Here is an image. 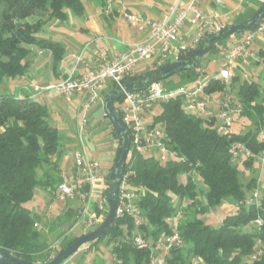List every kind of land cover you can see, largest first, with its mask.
I'll use <instances>...</instances> for the list:
<instances>
[{
  "label": "trees",
  "instance_id": "16d2710c",
  "mask_svg": "<svg viewBox=\"0 0 264 264\" xmlns=\"http://www.w3.org/2000/svg\"><path fill=\"white\" fill-rule=\"evenodd\" d=\"M83 12L82 0H0V85L24 75L34 48L50 51L54 62H59L64 54L63 45L39 34L49 22H64L69 14L80 16ZM203 40L195 48L202 47ZM217 51L216 45L209 50ZM258 57L260 62L255 64H262L264 79V49L258 52ZM179 60L193 64V68L180 72L183 75L180 83L194 80L195 69L201 62L194 60L192 49ZM157 71L129 75L124 83H133L136 90H141L152 82H160ZM144 75H148V80L143 84ZM238 78L232 76L228 83L211 81L204 93L224 94ZM237 97L241 106L239 117L248 119L253 129L218 134L216 117L186 112L183 97L177 95L157 105L160 112L152 123L163 130L167 147L175 158L161 163L131 151L126 160L123 173L131 172L129 181L139 195L137 229L148 240L150 237L153 245L174 232L183 241L181 247L170 251L166 264L184 263V256L191 258L188 264H264V253L250 260L251 253L264 242V227L248 228L257 217L264 219V191L258 203L240 206L216 228L202 218L211 208L229 200L237 205L246 199L248 191L257 187L255 177L243 186L238 164L231 162L228 150L231 144L239 142L254 155L264 154V139L260 138L264 134V83L245 79L238 87ZM48 118V109L39 101L11 93L0 94V251L32 264L47 263L78 238L52 249L53 243L37 228L39 217L26 206L37 189L57 190L60 182L58 159L62 137ZM254 159L241 162L251 167ZM192 175L197 176L205 189L199 193L201 199ZM181 176L186 177L184 183L179 181ZM107 179L108 176L106 189ZM185 201L188 203L182 209L183 216L174 227L171 219ZM107 213V209L102 212L104 218ZM72 218L76 220V210H69L63 221L70 222ZM63 221L60 218L56 225H51V231ZM135 229L131 217L114 218L102 236L90 243V248L105 241L111 246V264H150V252L139 250L131 243Z\"/></svg>",
  "mask_w": 264,
  "mask_h": 264
},
{
  "label": "built area",
  "instance_id": "2783aa9c",
  "mask_svg": "<svg viewBox=\"0 0 264 264\" xmlns=\"http://www.w3.org/2000/svg\"><path fill=\"white\" fill-rule=\"evenodd\" d=\"M188 1L187 7L183 9L178 4L171 5L162 20H152L141 14H125L124 17L129 26L135 27L139 31H146L143 40L110 56L104 50H99L92 57L88 56L86 54L87 46L76 49L71 53L73 60L71 72L62 76L58 82L43 88L46 91H57L66 101H70L75 93L84 95L80 103L78 117V148L73 155L74 171L70 176L65 173L62 174L57 185V195L61 201L81 203L77 210L76 225L96 226L102 221V212L105 210L106 200L102 192L97 193L96 198H94L93 185L98 180H104V177L108 176L109 173L104 174L100 161L88 156L85 152V140L91 135L87 129L91 112L104 105L102 90L106 81H110L114 89L123 93V96L114 105L130 138L128 156L131 151H134L145 157H153L161 163L175 158L167 147L163 130L153 125V122L145 124V119L147 117L154 118V107L168 102L177 95L183 97L186 112L205 118L216 117V132L218 134L231 132L234 121L233 110L227 104L220 103L219 112L213 114L207 107L208 98L205 96L204 89L211 81L228 83L238 66H247L258 60L256 54L250 50V46L257 36L264 34V17L252 32L244 33L239 42L231 45L218 72L205 76L200 73L199 68H196L195 71L198 74L191 81L190 89L183 86L164 89L159 85V82L151 83L133 94L125 88L124 79L132 75L139 66L146 64L149 71H155L169 64L173 58L178 60L190 49L195 48L194 45L199 41L224 28L221 23L215 22L212 17L197 7L198 0ZM211 1L213 3L220 2V0ZM186 21L192 25H200V34L196 39H180L181 29ZM79 66H82L83 69L81 74L78 73ZM39 90H41L39 87L34 88V91ZM260 138L264 139V134H260ZM228 153L233 164H238L240 160L249 158H257L264 163L263 153L254 155L239 142L231 144ZM130 174L129 170L122 173L117 192L115 218L131 217L136 227L130 237L133 246L139 250L150 252V264H166L170 251L181 247L183 241L179 234L174 232L161 239L155 248L151 241L137 229L140 224V210L137 205L139 195L129 181ZM258 198L259 193L255 190L250 199L252 201L246 198L238 202L234 207V212L242 205L250 204L253 201L258 203ZM252 225L257 229H263L264 219L257 217ZM58 244L53 243L52 249L58 248ZM263 253L264 242H261L256 250L251 253L250 260H256ZM61 264L70 263L66 259Z\"/></svg>",
  "mask_w": 264,
  "mask_h": 264
},
{
  "label": "crops",
  "instance_id": "0c3cea01",
  "mask_svg": "<svg viewBox=\"0 0 264 264\" xmlns=\"http://www.w3.org/2000/svg\"><path fill=\"white\" fill-rule=\"evenodd\" d=\"M263 1L264 0H220L219 3H213L211 0H198L197 7L207 13L209 17H212L215 22L221 23L225 27L227 25L248 20L254 11L257 10L256 8L259 7V5L261 6ZM82 3L84 5V12L82 15L76 16L69 14L68 19L64 22L51 21L44 27L42 35H40L41 37L57 41L63 45L64 54L61 60L55 63L54 56L50 51L34 48L32 50L33 53L30 56V65L24 75L16 79L5 80L0 85V94L11 93L18 97L27 96L33 100L39 101L48 109V121L59 131L63 140L61 147L62 153L58 159V169L60 171L59 177L64 173L70 176L74 171L73 155L75 150L78 148V117L80 114V103L83 100L84 95L82 93H75L70 101H66L61 97V95H59L57 91L56 95H52L51 90L46 91L43 88L47 85L58 82L62 76L71 72L73 65L71 53L76 49L87 46L86 54L88 56H94L99 50L106 51L110 56L123 49H126V47L129 45L143 40L146 36V31H139L137 28L129 26L126 18L124 17L125 14H141L152 20H162L168 13L169 7L171 5L178 4L179 7L183 9L187 7L189 1L82 0ZM199 34L200 25H192L186 21L181 29L180 39L193 40L196 39ZM242 38L243 35H239L238 39L225 44V53H222L220 68L222 67L225 55L231 45L239 42ZM197 44H195L194 47H196ZM263 49L264 34L257 36L250 46V50L253 51L257 57L258 52ZM259 60L260 59L258 57L257 61ZM175 61L176 59L173 58L170 63ZM252 65L256 67L255 69L257 70L258 75L261 74L262 64H255L254 62L247 66H238L233 72V76L239 77L242 75L244 79H247V76L245 73L243 74V71ZM198 68L202 75L208 76L204 68L201 66ZM82 70V66H79L78 73L81 74ZM147 71H149L147 65L146 67L141 65L134 70L133 74H143ZM195 73L198 74L196 71ZM180 86L190 89L191 81L188 83H181L178 87ZM35 87H39L41 90L34 91ZM113 89V84L110 81H106L102 90L103 98L104 93H106L105 91H107L108 95ZM205 96L208 98L207 107L213 112V114L219 112L221 106L220 103H225L229 106L228 101H223V93L213 94L212 96L205 94ZM57 98L63 102L62 105H59ZM98 109L104 110L103 106L98 107ZM67 110H73L76 114L75 126L72 128L64 121L62 117L63 112ZM91 115L92 114L89 116L87 125V129L91 135L87 140H85V152L88 154V156L98 159L102 167L107 169L112 165L110 163L103 164L101 161H114L116 151L119 146V140L113 135V129L109 120L108 128L110 131V136L106 131L95 132L94 127L91 126ZM103 118H106L104 114ZM231 131L236 133L239 132L233 130L232 126ZM61 157L64 158L61 160ZM257 184L258 186L261 185V188L264 187V181L262 180V177H258ZM104 191L105 190L102 191V194ZM47 194L48 193L45 190H38L36 191L35 196L44 199L46 198ZM58 200L60 202H72L61 201L59 198ZM222 207L230 210L233 209L234 212L235 206L233 207V205L226 203V205ZM153 246L156 248L157 244ZM68 263L73 264L70 259H68Z\"/></svg>",
  "mask_w": 264,
  "mask_h": 264
},
{
  "label": "rangeland",
  "instance_id": "374dc122",
  "mask_svg": "<svg viewBox=\"0 0 264 264\" xmlns=\"http://www.w3.org/2000/svg\"><path fill=\"white\" fill-rule=\"evenodd\" d=\"M257 6V5H256ZM260 6V5H259ZM257 7L256 9H258ZM241 20V19H240ZM42 35V33L39 34V36ZM239 35L234 34L227 39H224L222 41H219L216 43V49H218L217 52H208L201 58V67L204 68L208 74V76L213 75L215 72H218L220 70V64L222 61V53H225L224 46L225 44H228L236 39H238ZM146 67V64L143 65ZM254 65L248 67L243 71V74L245 73L247 76V80H254L259 83H264V79L262 78V74L258 75L257 70L255 69ZM182 74L176 73L169 77L167 80H162L159 82V85L164 88V89H173L177 88L181 83L180 80L182 78ZM245 79L243 78L242 75L239 76L238 80L233 83L232 86L228 87L226 89V92L223 94V101L229 103V108L232 109L234 112H232L233 120L234 123L232 125V129L236 130L238 133H243L246 132L249 129H253V125L251 122L246 119V118H241L239 117V109H240V104L238 101L237 97V90L238 87L241 85V83ZM104 93V99L107 97V91ZM55 90H51L52 95H56ZM57 102L59 105H62V101L57 98ZM116 104V103H115ZM64 105V104H63ZM65 107V106H63ZM160 112V107H156L153 109V116H157ZM92 115V121H91V126L94 127L95 132L97 131H106L109 134V124H108V118H103L104 110L102 109H94L91 113ZM64 121L72 128L75 126V118L76 114L73 110H67L63 112L62 115ZM153 122V117H147L145 119V124H150ZM110 136V134H109ZM63 142V140H62ZM68 155V154H66ZM64 157H61V160ZM103 164H113V161H101ZM262 165V166H259ZM44 169H46L48 172L50 169L46 168L44 166ZM111 167H108L107 169L103 168L104 174H108L110 171ZM238 170H239V176H240V181L245 187L247 183L252 179L256 178V182L258 180V177H262V180L264 181V163H262L260 160L255 158L252 162L251 167H246L244 164L241 162V160L238 163ZM259 173V174H258ZM41 175V172H39ZM194 181L197 184V193L199 194L201 190H205L203 187L202 182L197 178L196 175H192ZM179 181L181 183H184L186 181L185 176H181L179 178ZM106 176L104 177L103 180H98L94 183L93 188V196L96 198L97 193L102 192L105 190L106 185ZM46 191L48 194L46 198L42 199L39 198L38 196L34 195V198L26 204V206L32 210L34 214H37L39 217V222L37 228L42 229L44 235L48 238V241L50 243H59L58 245L65 244L67 240L72 239L74 237H79L81 234H85L89 231H92L97 228L96 226L93 227H87L84 224H78L76 225V220L73 221V218L70 222H64L63 217L69 210H78L81 206V203L79 202H60L58 200V195H57V190L53 189H44L40 187L37 189V191ZM257 190L259 195L261 192L264 191V187L261 188V185L258 186L256 189H254L251 192H247L246 198L249 201L252 197V193ZM199 198L201 199L199 194ZM96 200V199H94ZM247 200V201H248ZM188 202L185 201L182 206L178 209V214L171 219V223L175 226L180 218L183 216V210L186 207V204ZM225 203V204H224ZM222 204L226 205V203H229L233 205V207L236 205V203L232 200H229L227 202H224ZM216 206L211 208L206 214L202 216V218L206 221L207 224H209L211 227L216 228L220 225L221 220L230 212H233V209H226L223 208L222 206ZM105 210H108V205L107 203L104 205ZM232 208V207H231ZM36 211H35V210ZM37 212V213H36ZM64 222L59 228H55L54 231H51V225H56L58 223L59 219ZM104 220V217L102 218V221ZM101 221V222H102ZM100 222V223H101ZM249 229L253 228V225H250L248 227ZM149 240L151 241L152 239L149 237ZM110 245H107L105 241H101L96 247H91L90 248V243H87L85 245H82L73 255H71L68 259L72 261L73 264H111L112 263V258L110 254ZM184 253L186 246H183ZM184 263L181 264H188L189 260L191 258L189 256H184Z\"/></svg>",
  "mask_w": 264,
  "mask_h": 264
},
{
  "label": "water",
  "instance_id": "95a60500",
  "mask_svg": "<svg viewBox=\"0 0 264 264\" xmlns=\"http://www.w3.org/2000/svg\"><path fill=\"white\" fill-rule=\"evenodd\" d=\"M264 17V1L261 6L252 14V16L245 22L236 23L229 25L225 29L216 32L215 34L204 38L203 46L200 48H193L192 55L194 60L198 61V64L201 62V58L207 54L211 47L215 46L216 43L227 39L228 37L237 34V33H248L252 32L258 25V23ZM193 68V64L183 61L176 60L175 62L169 63L159 69L157 73L159 74V81L167 80L172 75ZM148 80V75H144L141 79L144 84ZM154 83V82H152ZM126 90L133 94L137 90L134 88L133 83L125 84ZM123 93L116 89H113L110 94L104 99V115L110 121L113 132L115 136L119 139V146L116 151V155L111 166V169L108 174L107 179V189L104 191L103 195L108 205V213L104 220L99 224V226L89 231L85 234H82L76 238L69 245L59 250L47 263L45 264H61L63 261L68 259L73 255L82 245L87 243L94 242L98 240L106 229L110 226L115 218V211L117 207V192L121 176L123 173V168L125 166L126 160L128 158L129 148H130V138L126 132L124 125L121 122L120 117L118 116L115 110V102H117ZM0 264H32L22 261L18 258H15L4 251H0Z\"/></svg>",
  "mask_w": 264,
  "mask_h": 264
}]
</instances>
